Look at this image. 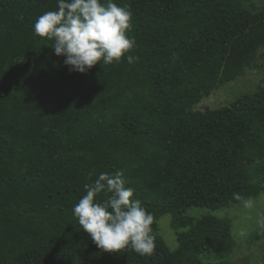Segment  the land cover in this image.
Instances as JSON below:
<instances>
[{"label":"trees","instance_id":"16d2710c","mask_svg":"<svg viewBox=\"0 0 264 264\" xmlns=\"http://www.w3.org/2000/svg\"><path fill=\"white\" fill-rule=\"evenodd\" d=\"M113 2L132 12L128 54L137 59L82 74L34 33L57 0H0V264H202L198 247L226 255L231 238L191 228L171 251L159 217L174 214L178 229L190 207L216 209L237 201L234 193L264 191V88L195 109L252 66L248 50L241 66L234 49L264 40V9L245 0ZM61 72L64 99L45 97ZM101 172H122L153 215L152 254L103 252L80 227L73 207Z\"/></svg>","mask_w":264,"mask_h":264},{"label":"clouds","instance_id":"9594fccd","mask_svg":"<svg viewBox=\"0 0 264 264\" xmlns=\"http://www.w3.org/2000/svg\"><path fill=\"white\" fill-rule=\"evenodd\" d=\"M132 12L113 0H57V8L40 15L34 33L51 40L56 56L64 57L70 71L87 73L98 63L110 65L126 57L128 63L137 58L128 53L136 46L129 35ZM122 172H101L85 184L86 195L73 207L80 227L103 252L134 251L143 256L153 253V215L134 197L135 190L126 187ZM105 198L99 200L98 196ZM246 210H254L253 197L233 194ZM257 224L264 229V214ZM243 235V233H241Z\"/></svg>","mask_w":264,"mask_h":264},{"label":"rangeland","instance_id":"374dc122","mask_svg":"<svg viewBox=\"0 0 264 264\" xmlns=\"http://www.w3.org/2000/svg\"><path fill=\"white\" fill-rule=\"evenodd\" d=\"M245 4L252 11L264 9V0H245ZM234 50L241 66L245 64L246 60L241 58L240 52L248 50L252 55V66L247 67L238 78L217 87L210 95L204 96L196 105V110L205 111L230 106L234 101L253 95L264 88V40H248L236 45ZM13 55V63L23 61L22 56ZM67 91L64 72H61L54 81L41 90V93L47 98H56L58 101H62ZM72 91L76 92V89L74 88ZM98 93L96 91L93 94L92 99L95 101L98 99ZM82 95L86 97L88 94L83 92ZM244 197L256 199L257 206L254 210L244 209L240 201H230L216 209L190 207L182 214L185 219L190 220L188 226L173 228L175 215L169 213L159 217L157 233L163 239L166 247L175 251L180 247L178 239L180 234L188 233L192 228L200 231L198 235L200 237L203 235L202 230H212L209 234L223 239L231 238V240L229 239L231 250L228 254L219 256V252H214V254L198 247L199 259L202 264H264V229H261L257 224L258 214H264V191Z\"/></svg>","mask_w":264,"mask_h":264}]
</instances>
